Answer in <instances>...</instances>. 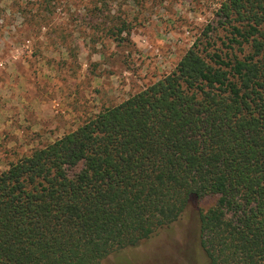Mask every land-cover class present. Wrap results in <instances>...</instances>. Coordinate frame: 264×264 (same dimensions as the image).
<instances>
[{
    "label": "trees",
    "instance_id": "1",
    "mask_svg": "<svg viewBox=\"0 0 264 264\" xmlns=\"http://www.w3.org/2000/svg\"><path fill=\"white\" fill-rule=\"evenodd\" d=\"M216 15L225 50L194 43L0 172V264H103L205 197L209 263L264 264V0H223Z\"/></svg>",
    "mask_w": 264,
    "mask_h": 264
},
{
    "label": "rangeland",
    "instance_id": "2",
    "mask_svg": "<svg viewBox=\"0 0 264 264\" xmlns=\"http://www.w3.org/2000/svg\"><path fill=\"white\" fill-rule=\"evenodd\" d=\"M222 1L0 0V172L170 73L194 43L225 50ZM212 201L192 198L103 264H210L199 206Z\"/></svg>",
    "mask_w": 264,
    "mask_h": 264
}]
</instances>
